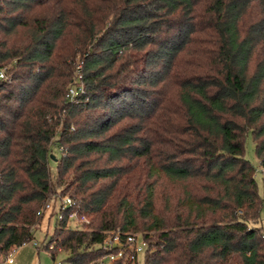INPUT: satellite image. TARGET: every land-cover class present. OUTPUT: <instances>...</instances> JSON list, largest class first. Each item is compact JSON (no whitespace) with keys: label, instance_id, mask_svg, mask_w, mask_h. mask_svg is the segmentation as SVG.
Returning <instances> with one entry per match:
<instances>
[{"label":"trees","instance_id":"obj_1","mask_svg":"<svg viewBox=\"0 0 264 264\" xmlns=\"http://www.w3.org/2000/svg\"><path fill=\"white\" fill-rule=\"evenodd\" d=\"M1 66L0 261L70 196L54 260L122 229L159 231L143 264H264V0H0Z\"/></svg>","mask_w":264,"mask_h":264},{"label":"built area","instance_id":"obj_2","mask_svg":"<svg viewBox=\"0 0 264 264\" xmlns=\"http://www.w3.org/2000/svg\"><path fill=\"white\" fill-rule=\"evenodd\" d=\"M81 64L77 66L75 83L71 85L66 94V100L68 102H73L76 96L84 92L83 74L81 72ZM7 66L0 67V79L10 80L11 77L7 72ZM56 157L65 154V149L63 147L55 146ZM56 200L52 199L45 203V205L38 211L39 216L45 217L48 213L49 216L53 213L56 207ZM76 204L75 200L70 196L63 197L59 199L57 207V220H62L63 214L61 209H66L68 207L74 206ZM264 211V204H263ZM70 222H78L83 225V223H88L89 220L83 215L79 216L78 210H73L70 215ZM262 237L264 238V217H262ZM82 227V226H81ZM33 244L38 246L39 243L36 240ZM32 243V242H31ZM29 243H24L22 246L15 247L13 250L4 257L0 264H16V257L13 255L18 248H21ZM151 241L147 237V233L143 232H130L122 229H115L105 232V238L103 242L98 245L105 251V254L99 259L100 264H112L116 261H123L125 263L133 264H143L146 252L151 248ZM53 248V246H50ZM56 262V259L54 260ZM56 264H63V261H57Z\"/></svg>","mask_w":264,"mask_h":264},{"label":"rangeland","instance_id":"obj_3","mask_svg":"<svg viewBox=\"0 0 264 264\" xmlns=\"http://www.w3.org/2000/svg\"><path fill=\"white\" fill-rule=\"evenodd\" d=\"M75 79H76V75H75ZM245 147H246V158L248 160H250V162L254 165V167L256 168L255 171V177L256 180L258 182L259 185V190L260 193L263 195L264 194V176H263V172H262V166L260 165V161L258 160V157L256 155V145L254 142V139L250 134H248L247 138H246V143H245ZM51 170H52V174H53V179L54 181H56V173H57V162L55 161H51ZM61 188H59L60 190ZM56 200V199H55ZM59 200H56V207L55 210L53 211V213L56 211L57 208V204H58ZM52 215V214H51ZM49 213L44 217L43 222H41V224L38 226L37 231L35 232L36 234V238L35 240L38 241V243H42L46 241V233H48V238L53 234L54 230H55V225H56V217L55 215L52 216L50 218V228L47 229V232L44 233L42 229H44L45 224L47 223V221L49 220ZM262 217H264V211H262ZM70 226L74 227V228H79L82 226V224L78 223V222H70ZM133 232H143V233H149V235L151 236V250L157 249V246L154 245L157 242V239L155 237V235H157L159 233V231L157 230H139V231H133ZM45 234V235H44ZM35 241H32V243H29L21 248H18L17 251L15 253H13V255H15L16 260L18 262V264H56L57 261H63V264H69V262L67 261V258L69 256V253L66 251H60L57 254L56 257V262L54 261V259L51 257V254L49 253V251L45 250V249H41L40 252L38 250V246L34 245ZM108 264V263H106Z\"/></svg>","mask_w":264,"mask_h":264},{"label":"crops","instance_id":"obj_4","mask_svg":"<svg viewBox=\"0 0 264 264\" xmlns=\"http://www.w3.org/2000/svg\"><path fill=\"white\" fill-rule=\"evenodd\" d=\"M50 217H49V220L47 221V223L45 224V226H44V229H42L41 228V230L44 232V233H46L47 232V229H49L50 228ZM42 222H43V220H42ZM42 225V224H41ZM38 229V228H37ZM37 231V230H36ZM45 235V234H44ZM48 235V233H46V236ZM39 252H40V250H39ZM16 264H18V262H17V260H16Z\"/></svg>","mask_w":264,"mask_h":264},{"label":"water","instance_id":"obj_5","mask_svg":"<svg viewBox=\"0 0 264 264\" xmlns=\"http://www.w3.org/2000/svg\"><path fill=\"white\" fill-rule=\"evenodd\" d=\"M51 157H52L53 161H55V162L58 161V158L54 154H52Z\"/></svg>","mask_w":264,"mask_h":264}]
</instances>
